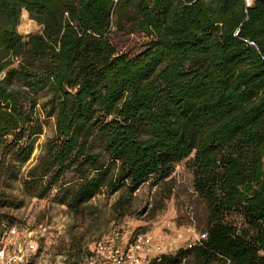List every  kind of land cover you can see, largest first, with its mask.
<instances>
[{
    "label": "trees",
    "instance_id": "trees-1",
    "mask_svg": "<svg viewBox=\"0 0 264 264\" xmlns=\"http://www.w3.org/2000/svg\"><path fill=\"white\" fill-rule=\"evenodd\" d=\"M38 111L54 132L22 174ZM184 160L207 238L148 264H264V0H0L1 239L25 198L78 215L119 193L128 215Z\"/></svg>",
    "mask_w": 264,
    "mask_h": 264
},
{
    "label": "rangeland",
    "instance_id": "rangeland-1",
    "mask_svg": "<svg viewBox=\"0 0 264 264\" xmlns=\"http://www.w3.org/2000/svg\"><path fill=\"white\" fill-rule=\"evenodd\" d=\"M39 30L40 26L23 12L18 32L27 35ZM38 117L42 134L36 138L34 152L23 167L22 174L33 165L44 142L52 137L54 132L53 119L47 118L45 113L40 111ZM18 190L15 185L9 194L20 199ZM118 197L119 193L110 196L101 193L78 215L55 204L51 197L42 200L25 198L21 208L4 210L9 212L15 221L8 229L17 228L21 235L25 231L34 234L37 250L35 253H27L28 264L72 263L73 260L68 257L67 252L69 247L81 251V256H84L88 247L106 236H115L119 241H125L135 234L148 232L156 238L171 240L175 231L191 225L190 208L197 230L204 229L206 202L194 189L193 169L186 160L176 165L168 183L153 186L149 180L143 184L134 194L128 215H121L113 209ZM226 218L236 226H242L237 212L228 213ZM3 238L6 239L7 235ZM2 241L0 237V246Z\"/></svg>",
    "mask_w": 264,
    "mask_h": 264
},
{
    "label": "built area",
    "instance_id": "built-area-1",
    "mask_svg": "<svg viewBox=\"0 0 264 264\" xmlns=\"http://www.w3.org/2000/svg\"><path fill=\"white\" fill-rule=\"evenodd\" d=\"M246 5H250L245 0ZM253 45L252 43H250ZM191 225L173 233V239L156 238L148 232L138 233L125 241L115 236H106L88 247L89 254L84 264H148L149 260L167 252H174L181 244L196 246L207 238V234L197 230L193 212L189 209ZM7 238L1 242L0 264H28L27 253H35L37 245L33 232L23 235L17 228L7 229Z\"/></svg>",
    "mask_w": 264,
    "mask_h": 264
},
{
    "label": "bare ground",
    "instance_id": "bare-ground-1",
    "mask_svg": "<svg viewBox=\"0 0 264 264\" xmlns=\"http://www.w3.org/2000/svg\"><path fill=\"white\" fill-rule=\"evenodd\" d=\"M249 2L251 1V0H248ZM26 25H27V23H26ZM24 27H25V24H24ZM27 29V28H26ZM28 30V29H27Z\"/></svg>",
    "mask_w": 264,
    "mask_h": 264
},
{
    "label": "crops",
    "instance_id": "crops-1",
    "mask_svg": "<svg viewBox=\"0 0 264 264\" xmlns=\"http://www.w3.org/2000/svg\"><path fill=\"white\" fill-rule=\"evenodd\" d=\"M174 231V230H173Z\"/></svg>",
    "mask_w": 264,
    "mask_h": 264
}]
</instances>
